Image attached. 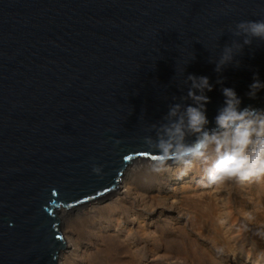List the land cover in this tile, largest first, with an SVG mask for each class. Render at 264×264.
<instances>
[{
  "label": "water",
  "instance_id": "95a60500",
  "mask_svg": "<svg viewBox=\"0 0 264 264\" xmlns=\"http://www.w3.org/2000/svg\"><path fill=\"white\" fill-rule=\"evenodd\" d=\"M254 19L264 0H0V264H59V214L153 159L142 138L186 94L183 70L213 85L209 127L222 86L264 107V92L245 95L254 73L264 80V42L222 76L210 62L227 26Z\"/></svg>",
  "mask_w": 264,
  "mask_h": 264
},
{
  "label": "rangeland",
  "instance_id": "374dc122",
  "mask_svg": "<svg viewBox=\"0 0 264 264\" xmlns=\"http://www.w3.org/2000/svg\"><path fill=\"white\" fill-rule=\"evenodd\" d=\"M199 166V174L182 178L136 174L138 196L158 193L168 198L169 208L175 204L179 210L140 214L138 221L130 215L133 207L100 213L99 220L111 218L114 226L124 215L127 225L141 233V251L138 257L127 250L115 228L102 230L103 239L91 248L90 264H264V236L256 234L264 231V182L208 186ZM73 222L82 236L92 230L89 219Z\"/></svg>",
  "mask_w": 264,
  "mask_h": 264
},
{
  "label": "clouds",
  "instance_id": "9594fccd",
  "mask_svg": "<svg viewBox=\"0 0 264 264\" xmlns=\"http://www.w3.org/2000/svg\"><path fill=\"white\" fill-rule=\"evenodd\" d=\"M227 28L233 37L231 43L210 61L220 76L228 67H241L246 48L251 49L254 42H264V19L244 20ZM181 83L186 94L173 97L166 114L150 124L146 128L149 134L142 138L145 149L153 153L151 171H168L171 162L184 176L199 164L204 172L202 183L208 186L229 181L264 182V107L245 106L234 88L222 86L223 104L214 117L215 126L209 127L207 94L213 91L209 78L188 75L185 79L183 70ZM216 83L224 85V79ZM261 92L264 80L254 73L245 95L255 101ZM92 172L100 175L102 168L93 164ZM256 234L264 236V231Z\"/></svg>",
  "mask_w": 264,
  "mask_h": 264
},
{
  "label": "bare ground",
  "instance_id": "6f19581e",
  "mask_svg": "<svg viewBox=\"0 0 264 264\" xmlns=\"http://www.w3.org/2000/svg\"><path fill=\"white\" fill-rule=\"evenodd\" d=\"M152 163V159H137L128 169L122 174L118 183V188L105 198L93 202H89L86 205L76 207L73 210H63L59 217L64 227V240L66 243V250L59 258V264H90V251L92 246H96L98 241L103 239L101 235L102 230L112 231L115 228V232L122 235L124 241V247L129 250L135 256L140 255L141 247L138 244V238H141V233L134 228V225L128 226L124 215L118 220L117 225L114 226V220L106 218L104 221L99 220L98 215H104L106 211L115 212L116 210H129L133 207L135 212L131 210V217L134 221H138L141 217L140 214H161L164 210H170L177 213L179 210L175 204H171L170 208L166 205L169 200L167 197H158V193H150L143 198L138 196L140 191L139 187L134 182V176L139 173H149L152 175H160L162 177H176L182 178L184 176L179 175L178 167L172 163H169V170L156 173L151 171L149 165ZM202 167L198 164L189 171L186 175H197L201 172ZM219 186V185H218ZM230 186L227 184L226 187ZM155 203V204H154ZM172 203V202H171ZM156 207H153V206ZM81 207V208H80ZM78 211V213H75ZM101 213V214H100ZM178 218H182V215L177 214ZM89 219L91 221L92 230L85 236L81 233L78 234L76 228H74V219ZM136 225V224H135ZM104 231V232H105ZM100 243V242H99ZM135 251V252H134ZM139 261V260H138ZM127 264H133L130 261ZM139 264V263H138Z\"/></svg>",
  "mask_w": 264,
  "mask_h": 264
}]
</instances>
